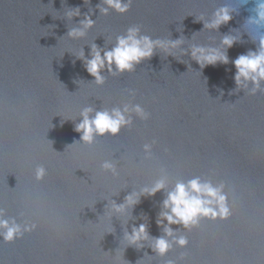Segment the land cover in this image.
<instances>
[{
    "label": "water",
    "instance_id": "95a60500",
    "mask_svg": "<svg viewBox=\"0 0 264 264\" xmlns=\"http://www.w3.org/2000/svg\"><path fill=\"white\" fill-rule=\"evenodd\" d=\"M101 2L0 0V208L37 225L14 243L0 241V264H264V92L236 90L231 63L264 36V25L249 22L258 0H131L126 13L108 15ZM224 6L233 18L218 31L197 21ZM77 7L80 16L69 18ZM85 14L94 27L68 37ZM131 26L184 43L173 55L157 49L133 72L105 71L96 84L79 52L88 56L92 43L111 48ZM225 34L237 41L228 64L201 69L185 54L193 44L223 51ZM125 104H140L150 119L133 113L119 135L80 140L74 127L84 108ZM41 165L46 174L37 180ZM161 175L169 187L195 176L224 182L232 216L202 218L191 231L172 225L189 243L158 255L152 238L163 235L156 220L165 193L142 196L123 213L113 202ZM141 223L150 238L129 245L125 233Z\"/></svg>",
    "mask_w": 264,
    "mask_h": 264
},
{
    "label": "clouds",
    "instance_id": "9594fccd",
    "mask_svg": "<svg viewBox=\"0 0 264 264\" xmlns=\"http://www.w3.org/2000/svg\"><path fill=\"white\" fill-rule=\"evenodd\" d=\"M131 0H102L97 4L100 14L108 15L110 10L118 13H126L130 8ZM256 17L249 18V22L264 25V0H258L255 7ZM80 9L67 13L69 18L80 16ZM230 9L227 6L220 7L213 13L210 21L197 19L203 22L204 29L219 30L221 25L228 24L232 20ZM80 27L72 28L67 32L70 38H82L86 31L95 25V21L87 14L79 21ZM184 43L183 37L177 39H153L149 35L142 34L139 26H131L124 34L115 38V43L111 48H101L95 43L90 46L88 56H85L83 49L78 54V59L82 60L87 73L94 78L98 85L105 82L103 73L123 74L133 72L142 61L151 59L157 49H162L168 55H173V50L179 48ZM237 43L236 39L225 34L220 44V48L204 47L193 44L190 46L189 54L201 69L208 65L228 64L229 56L227 50ZM231 63L235 67L234 82L236 90H245L247 93L255 95L257 92H264V36L259 39V47L253 51L248 50L244 54H239ZM251 85V87H249ZM231 94V93H230ZM135 114L142 120L150 119L151 113L146 112L140 104H125L121 107L96 110L86 107L81 112L79 123L75 124L74 130L80 134V140L86 143H93L97 136H117L122 128L129 127L133 123ZM157 143L153 139L150 143L143 145L146 153H151L153 145ZM107 169H113L114 165L105 162L103 165ZM46 174L45 168L37 166L35 176L37 180H42ZM158 192H164V199L161 201L160 211L156 224L162 228L163 235L152 238L153 251L164 256L176 244L182 248L189 243L186 235L177 236L179 229H174L172 225H179L184 230L191 231L199 226L202 218L210 220H227L232 216L233 205L229 203L228 193L225 191V183H213L211 180H202L195 176L189 180H177L169 187L166 175L154 180L150 186H144L139 192L133 191L124 198V203L113 202L115 211L123 213L126 209L134 208L140 203L142 196L154 197ZM23 215V213H21ZM37 225L28 220L18 222L16 217L8 216L3 208H0V241L6 244L14 243L22 239L26 233L35 231ZM125 237L129 245L142 247L140 241L150 238L148 226L144 223L138 226L133 225L130 233L126 232ZM171 238V239H169ZM169 264H172L170 261Z\"/></svg>",
    "mask_w": 264,
    "mask_h": 264
}]
</instances>
